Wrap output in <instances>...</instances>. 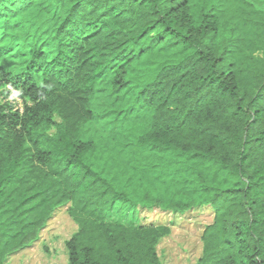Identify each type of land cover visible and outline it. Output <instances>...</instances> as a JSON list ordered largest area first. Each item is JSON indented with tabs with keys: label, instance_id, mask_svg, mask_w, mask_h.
I'll use <instances>...</instances> for the list:
<instances>
[{
	"label": "trees",
	"instance_id": "16d2710c",
	"mask_svg": "<svg viewBox=\"0 0 264 264\" xmlns=\"http://www.w3.org/2000/svg\"><path fill=\"white\" fill-rule=\"evenodd\" d=\"M0 264L67 208L69 264H163L210 208L195 264H264V0H0Z\"/></svg>",
	"mask_w": 264,
	"mask_h": 264
},
{
	"label": "rangeland",
	"instance_id": "374dc122",
	"mask_svg": "<svg viewBox=\"0 0 264 264\" xmlns=\"http://www.w3.org/2000/svg\"><path fill=\"white\" fill-rule=\"evenodd\" d=\"M0 104L13 110L23 111L24 100L15 91L0 90ZM214 213L203 208L184 215L164 213L159 209L133 210L127 206L116 207L109 220L126 225H168L170 237L164 239L159 248L163 264H195L202 256V234L213 223ZM77 231V225L68 215L67 208L60 209L42 231L40 239L32 247L12 256L7 264H69L66 242Z\"/></svg>",
	"mask_w": 264,
	"mask_h": 264
}]
</instances>
